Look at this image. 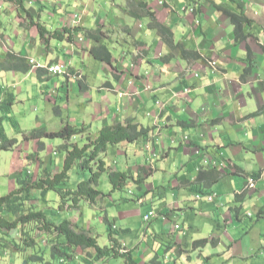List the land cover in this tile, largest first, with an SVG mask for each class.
Here are the masks:
<instances>
[{
	"label": "crops",
	"instance_id": "1",
	"mask_svg": "<svg viewBox=\"0 0 264 264\" xmlns=\"http://www.w3.org/2000/svg\"><path fill=\"white\" fill-rule=\"evenodd\" d=\"M24 9L51 31L80 28L70 41L45 42L36 27L21 24L23 9L0 0V14L14 16L19 44L16 51L6 42L8 52L44 66L67 63L64 81L52 90L56 99L47 92L43 101L55 106L61 127L87 129L71 142L83 144L87 134L129 119L150 130L145 138L109 145L105 153L113 169L140 180L136 202L143 212L115 210L123 197L114 191L92 205L82 202L74 210L80 216L68 219L93 233L85 207L93 218V210L101 211L107 229L115 225L121 242L134 248L137 264H264V0H25ZM150 13L162 29L151 25ZM232 14L240 18L233 21ZM99 27L97 40L86 35ZM54 42L66 44L60 46L66 51L62 61ZM102 45L112 53L111 62L91 53ZM33 73L40 81L52 77L36 67L0 71V96H14L8 113H0L4 121L11 111L21 113L25 97L43 93L29 94L30 84L36 85L28 78ZM54 123L37 116L33 128L57 131ZM27 142L30 153L36 152L35 141ZM49 145L56 143L47 140L42 153ZM35 159L30 169L37 175ZM63 159L53 152L43 171L58 172ZM203 159L208 166H201ZM105 176L99 183L107 185ZM248 178L255 186H247ZM151 210L156 216L145 221ZM197 238L207 241L196 245ZM92 264L124 263L111 258Z\"/></svg>",
	"mask_w": 264,
	"mask_h": 264
},
{
	"label": "trees",
	"instance_id": "2",
	"mask_svg": "<svg viewBox=\"0 0 264 264\" xmlns=\"http://www.w3.org/2000/svg\"><path fill=\"white\" fill-rule=\"evenodd\" d=\"M10 2L16 7L23 9L25 18L30 26L37 29L39 37L45 42L48 38L59 40H72L73 30L63 27L62 29L49 30L40 22L34 20L31 14L24 9L25 0H3ZM151 25L162 29L154 15ZM240 18L232 14V20ZM102 28L87 30L86 35L97 40V34ZM95 49L99 51L96 54ZM102 49V50H101ZM91 53L101 61L111 62L112 53L102 45V47H92ZM27 59L21 55L7 52L4 59L0 60V71L27 72L32 67ZM39 69V68H38ZM14 96L8 93L0 104V113H8L12 107ZM4 117L0 116V148L9 149L17 144L16 138H9L4 131ZM86 128L76 127L70 123H65L57 131L48 130L46 127H36L23 132L25 141H35L37 151L28 154V158H38L39 152L45 150L47 140L60 139L63 143L58 146L64 152V159L61 169L56 173L45 172L44 176L37 177L32 170L21 169L14 173L17 186L5 195H0V229L5 231L15 230L19 242L9 239L5 233L1 249L6 250L12 247L23 256L19 264H82L81 254L91 258L93 262L98 260H108L111 258H121L124 264H137L133 251L134 248L126 247L120 240L118 231L112 223H108V242L101 245L98 237L90 230L81 228L77 223L66 218L59 222L50 220L47 212L37 205L32 204L33 200H47L49 191L58 193V206L60 210H78L81 203L92 205L103 196L110 195L111 192L123 189L129 181L140 183L139 179L132 177L125 171L115 170L105 159V153L109 145L122 142H134L149 135L150 130L142 127L133 120L125 123L103 126L95 135H86L83 144L71 142L74 136L86 133ZM78 164L81 172L80 180L75 187H68L71 170ZM103 174L108 175L111 184L110 191L105 194L99 186L100 178ZM182 230V229H180ZM2 242V240L0 239ZM207 239L195 241L196 245H201Z\"/></svg>",
	"mask_w": 264,
	"mask_h": 264
},
{
	"label": "rangeland",
	"instance_id": "3",
	"mask_svg": "<svg viewBox=\"0 0 264 264\" xmlns=\"http://www.w3.org/2000/svg\"><path fill=\"white\" fill-rule=\"evenodd\" d=\"M72 8L70 10L76 11V5L72 2ZM16 6V5H15ZM47 12H50V10H47ZM51 13V12H50ZM49 13H45V20H48ZM51 15V14H50ZM28 19V18H27ZM26 18L23 17V21L21 24L26 27L28 25V21ZM14 20V16H10L7 14L1 15L0 14V25L2 28H0V32L3 33L6 39L4 41L0 40V43H3L5 48H3L0 45V53L3 52V55L5 56L7 54L8 47L7 44L11 45L14 50L18 49V42L15 36L14 27L12 28L11 24ZM30 30V29H28ZM64 47L66 49V44L60 43L57 44V42H54V48L57 49L55 51V57H59L62 60L65 59V52H62ZM35 58L43 59L44 57L42 55L33 54ZM1 57V55H0ZM29 79H32L35 81L36 85L30 84V95H35L38 89H41L43 93L39 97H25L23 103L21 106H18V108L21 110V113H15L14 111H11L8 119H6L3 122V128L5 133L9 138H18V145L11 146L9 149H1L0 148V195H5L12 189H14L17 184L15 182L14 173L21 169H27L31 170L34 168L31 164L30 158H28V153H30L32 146L27 141L23 139V132L24 129L29 131L33 128V125L35 124V121L37 120V116H40L43 120L45 118H52L54 119L55 123L54 126L55 130L61 129V123L60 118L55 113V106L52 105L49 101H43L45 97H47V92H49V97H52L53 99H56L53 95L52 90L53 89H59L60 85L64 81V75H52V77L46 79L45 81L38 80L35 73L32 74L31 77H28ZM31 82V81H30ZM48 90V91H46ZM54 91V90H53ZM51 94V95H50ZM2 96H0V104L2 101ZM57 104H64L63 100H59ZM51 127V126H50ZM23 139V140H22ZM52 141H55L56 145H49L48 146V153L47 152H40L42 158L44 160L42 161L40 158H37L35 160H32L34 162H38L37 167H39V174H37V177L44 176L46 170L43 171V169L48 168L49 164H47L46 160L49 159V156L53 154V152H59L60 159L64 157V152L60 151L58 148V139H52ZM35 146H37L35 142ZM40 155V154H39ZM33 162V163H34ZM51 163V161H50ZM30 165V167H29ZM52 165V164H51ZM31 168V169H30ZM43 174V175H42ZM81 172L79 170L78 164H75L74 167L71 170V176L70 181L67 183L68 187H75L78 181L80 180ZM106 180L107 185H105L104 182H100L98 188L103 191L104 193L109 192V187L111 184L109 183L108 177H104ZM110 184V185H109ZM109 185V187H108ZM150 185V184H149ZM116 193L114 194L115 197H123L122 202H116L117 205H115V210H120L122 208H127L129 212H131L133 215L138 210L139 212H143L140 205L136 202V199L138 196L141 195V191L139 190L138 184L132 181H129L126 186L121 190H116ZM113 195V194H112ZM58 193L56 191H49L46 195L47 200H33L32 204L37 205V207H40L41 209L45 210L47 212V216L50 220L59 222L63 219L70 218L71 214H74L73 217L80 216V213L74 212L73 210H60L58 206ZM122 203V204H119ZM91 211L87 206L85 207V213L83 214V217L85 218V221H90L92 226V232L94 235L98 237V241L101 245L106 244L108 241L107 237V226L100 221V217L104 215V213H101V211L96 212L93 210V213L96 218L87 216V212ZM138 216V215H137ZM185 218V217H184ZM138 221V219H136ZM7 233L9 235V239H13L19 242L18 235L15 230L11 231H5L0 229V245H3L2 243L5 242L4 235ZM200 238H208L206 236L200 235ZM200 238H197L198 240ZM7 243V242H5ZM212 244V243H211ZM1 247V246H0ZM4 249L0 248V264H19L22 262L23 256L20 255L16 250H14L12 247H7ZM92 259L88 256L84 255L82 253L81 255V262L82 264H92Z\"/></svg>",
	"mask_w": 264,
	"mask_h": 264
},
{
	"label": "built area",
	"instance_id": "4",
	"mask_svg": "<svg viewBox=\"0 0 264 264\" xmlns=\"http://www.w3.org/2000/svg\"><path fill=\"white\" fill-rule=\"evenodd\" d=\"M190 10H192V8H190ZM29 63L33 66V67H36V68H44V69H46V71L49 73V74H51V75H59V74H64V73H66V70H67V63H65V62H56V63H53V64H49V65H47V66H44V65H41L40 63H38V62H36L33 58H31V59H29ZM208 63L209 64H211V65H214L215 64V62H213V61H208ZM189 91V90H188ZM187 90H186V92H188ZM213 164H215V163H213ZM209 165V161L207 160V159H203L202 160V164H201V166L203 167V166H208ZM197 170L199 171L200 170V166L197 168ZM255 179H253V178H248V187H253V186H255ZM210 200H212L214 197V195H212V194H208V195H206ZM198 198H200L201 197V195H199L198 194V196H197ZM156 216V213L153 211V210H151V211H149L148 213H146L144 216H143V219L145 220V221H148V220H150V219H152L153 217H155ZM162 216V218L165 220L166 219V216L165 215H161ZM174 229H176V230H180L181 229V225L179 224V223H175L174 224Z\"/></svg>",
	"mask_w": 264,
	"mask_h": 264
},
{
	"label": "clouds",
	"instance_id": "5",
	"mask_svg": "<svg viewBox=\"0 0 264 264\" xmlns=\"http://www.w3.org/2000/svg\"><path fill=\"white\" fill-rule=\"evenodd\" d=\"M32 67H33V66H32ZM43 69H44V68H43ZM45 70H46V69H45ZM114 228H116L115 225H114Z\"/></svg>",
	"mask_w": 264,
	"mask_h": 264
}]
</instances>
